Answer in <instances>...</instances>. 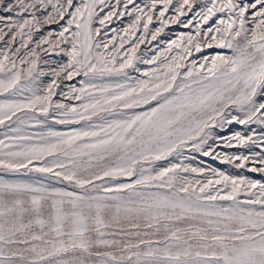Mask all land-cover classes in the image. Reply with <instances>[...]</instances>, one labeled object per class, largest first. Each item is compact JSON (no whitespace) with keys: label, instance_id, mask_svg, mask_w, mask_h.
Instances as JSON below:
<instances>
[{"label":"snow or ice","instance_id":"obj_1","mask_svg":"<svg viewBox=\"0 0 264 264\" xmlns=\"http://www.w3.org/2000/svg\"><path fill=\"white\" fill-rule=\"evenodd\" d=\"M0 41V264H264V0H0Z\"/></svg>","mask_w":264,"mask_h":264},{"label":"rangeland","instance_id":"obj_2","mask_svg":"<svg viewBox=\"0 0 264 264\" xmlns=\"http://www.w3.org/2000/svg\"><path fill=\"white\" fill-rule=\"evenodd\" d=\"M147 0H137V3L138 4H141L143 5L144 3H146ZM175 2V0H174ZM175 13L170 9L169 10V15H174ZM191 14H189L190 16ZM131 18L130 17H125V20L123 23H121L120 21H116L115 23H113L110 28H120V27H124L127 25V23L129 22ZM183 19V18H182ZM63 23V22H61ZM155 26H158V21L156 20V18L154 17V20H153V25L150 26V27H155ZM53 29H57V26L56 25H53L51 26ZM46 30H47V26H46V29H45V34H46ZM58 30V29H57ZM187 29H184L182 26H178V25H172L170 26L169 28L166 29V33L168 34V36H171V38H175L176 37V34L178 33H181V32H186ZM112 35L111 31L109 30V37ZM137 35H139V33H137ZM168 36L164 37V38H168ZM9 39V37H5V40ZM155 43V42H154ZM154 43L153 45H148V44H144V45H141V53H143L144 51H146L148 48L150 47H153L154 46ZM19 46V39L17 40L16 44L12 45L13 48L15 47H18ZM34 45H30V47H33ZM44 47H47V45H45ZM127 47V45H126ZM5 48V44H4V41H0V50H3ZM38 51H41V50H38ZM195 55H198V54H194ZM44 59H48V60H57V61H64L66 62L67 60V57L64 56L63 54L57 56L55 53H50V54H44L43 52H41V61H43ZM24 67H27V65H25ZM41 67L43 68H48L49 66L48 65H43L41 63ZM143 67V66H142ZM133 75H137L136 73H132ZM50 78L49 77H45V80H49ZM83 79V77H75L73 81L71 82H68V81H65L61 84V88H64L66 84H74L76 85L77 87L81 86L78 82ZM101 81H98V83H100ZM104 83H107V82H111L109 80H105V81H102ZM67 90V89H65ZM59 91V90H58ZM5 99L4 96H0V100H3ZM71 103L73 104H77L78 102L77 101H71ZM73 127H79V126H73ZM235 128V130H243V126H239V125H234L233 126ZM253 128H257L258 126L257 125H252ZM33 130H36V129H33ZM58 131H62V132H67V131H70L71 128L70 127H67V126H63V125H60V126H57V129ZM6 131L5 128H2L0 127V139H3V132ZM259 150V149H257ZM228 151H232V152H237V151H244L245 153H247V150L245 149H230ZM185 155H191V153H188V152H185ZM197 160L196 161H193V166H198L200 164V161H204L206 162V164H209V165H212L214 167H217L223 171H227V172H232L233 174H236L238 170H236L233 166L231 165H227V164H220L219 161H213L211 158L209 157H203V156H200L199 154H197ZM169 160H173L175 161L176 160V157H169ZM189 161H184V163H188ZM239 171H243V170H239ZM246 175H249L251 176L252 178L254 179H262L264 180V177H262L260 174L258 173H244ZM2 175V174H0ZM36 174L34 173H18V174H9V176L7 178H13V179H32ZM189 175V179H204V177H197L195 176L194 174H188ZM124 179V178H122ZM59 187H63L64 185H57ZM243 198V197H242Z\"/></svg>","mask_w":264,"mask_h":264}]
</instances>
